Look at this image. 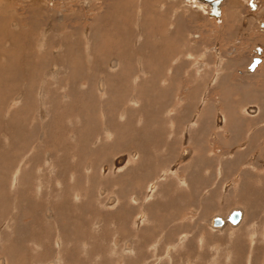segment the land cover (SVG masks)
<instances>
[{"label":"rangeland","instance_id":"rangeland-1","mask_svg":"<svg viewBox=\"0 0 264 264\" xmlns=\"http://www.w3.org/2000/svg\"><path fill=\"white\" fill-rule=\"evenodd\" d=\"M263 1L259 0L260 3ZM66 2L72 3L71 0L51 5L44 0H0V10L5 9L6 14H11L8 18L3 14L0 16V57L3 56L0 58L2 264H264V196L240 197L236 205L244 210V217L236 228L225 225L221 230L210 229L202 220L214 214L202 212L200 216H196L198 214L191 212L183 222H180L182 217H175L170 227L158 223L157 228L147 229L143 228L144 215L140 209L129 220V232L125 234L122 231L123 219L119 205L125 201L130 206L131 197L134 195L121 196L117 191L109 190L107 193H112L116 201L110 197L109 202H106L109 195L101 197L103 188L105 189V178L92 176L93 173L89 175L91 168L94 172L92 162L98 166L100 172H104L100 169L102 160L98 154L103 146L119 145V142L124 140L156 141L157 136L164 140L171 137L174 122L181 117H175L172 109L179 105L178 101H163L168 82L172 88L176 87L174 78L168 79L167 82V73L171 71L173 76L174 68H177L175 59L166 58L165 52L173 48L183 50L182 54H176V59L181 57L191 69L196 62V59L189 57L192 45L198 44L201 48L196 55L198 57L206 46L204 37L209 46L221 44V47L225 48L229 42V45L235 44L232 38L226 39L227 33L233 36L238 34L236 28L231 25L235 16L229 12L235 10L242 13L244 8L234 3L236 7L233 11L229 7L223 9L222 16L227 32L221 35V42L218 35L223 25H220V30H214L217 27L213 24L215 28H204V37L194 41L193 35L196 30L204 27L207 19L184 6L183 0H136L137 4L135 0H90L91 4L85 17H92L91 29L94 32L97 30L96 40H93L97 48L90 49L87 37L81 39L78 30L73 33L72 30L76 27H68L70 22L66 25H56L52 14ZM72 7L74 11L69 13L67 9L68 14L65 15L70 20H77L79 17L75 5ZM107 12H111L113 19L119 20L121 24L126 21L129 29L127 42L133 46L134 52L127 54L131 58L126 64L113 68L108 66L102 70L101 75L97 67L95 78L94 60L100 64L107 62L109 58H123L119 50L105 51L103 46H98V41L103 40L102 44L110 41L119 43L122 39L118 32L113 33L110 28L107 29L106 25L112 21H109L111 16L110 13L107 15ZM174 18L177 24L181 23V29L176 28L174 34L180 36L181 40L175 41V44L171 42L172 47L167 48L170 42L163 27L164 19ZM158 20L160 31L153 27ZM28 22L30 26L27 25ZM94 22L98 26H95ZM52 24H55V27ZM26 26L30 28L27 29ZM40 27L44 29L39 31ZM109 30L113 33H110L111 35L115 34L114 39L106 34ZM244 32L247 31L240 33L246 35ZM29 33H32L31 36ZM19 34L20 36H16ZM251 34H247L252 36L248 44V36L239 44L241 49L248 50L249 46L263 42L262 38L259 40L260 33L255 29H252ZM77 38L84 48L81 47L80 57L76 56L74 67L83 70L77 72L74 68L76 85L74 92H71L66 84L68 77H54L52 71H67V62L70 61L65 59L72 43H77ZM123 39L125 41V37ZM19 40L21 42H18ZM140 40L143 41L144 52L140 51L142 47L139 46L140 50L136 53L137 46L134 45ZM29 41H32L30 47ZM60 42L64 46L60 45ZM33 43L36 45H32ZM261 44L264 45V42ZM63 48L65 50L61 52ZM41 49L44 50L43 59L37 55L28 56ZM75 50H78L77 46ZM24 56L27 57L26 61ZM3 58L7 63H4ZM12 67L21 70V75L18 72L14 76ZM83 71L84 74L81 73ZM103 75H106L105 79ZM61 80L65 82L62 83ZM213 81L212 79L209 83ZM98 85H103L102 89H98ZM19 93L24 95L18 99ZM152 96L161 97V100L156 98L147 101L142 98ZM168 105L170 111L164 107ZM154 128H161L157 135L153 132ZM117 154L118 151H115V155ZM93 158L95 159L90 161ZM39 164L42 170L37 169ZM230 192L231 189L225 182L224 191L220 192L218 197L219 206L221 203H224V206L216 207L222 212L217 213V217H225L232 210L231 207H236L231 205L233 198L229 197ZM121 197L123 201H120ZM227 209L230 210L227 212ZM139 212L142 213L140 218L137 217ZM125 239H129L125 242L127 247L122 245Z\"/></svg>","mask_w":264,"mask_h":264},{"label":"crops","instance_id":"crops-1","mask_svg":"<svg viewBox=\"0 0 264 264\" xmlns=\"http://www.w3.org/2000/svg\"><path fill=\"white\" fill-rule=\"evenodd\" d=\"M47 14L50 15V13ZM110 15L109 19L111 20V18L113 19L111 12ZM50 18L52 19L51 16ZM261 18L264 19V16ZM164 20L163 27L168 33L170 42L167 48H170L172 47L171 42L175 44V41L181 40L180 36L174 35L176 28L181 29V23L177 24L176 18ZM241 20L242 16L236 15L234 24L231 23L237 30L236 36L231 33L226 34V39L232 38V41L235 42L234 45L239 42L237 37L244 35L240 33L243 31L240 30ZM112 21L107 27L110 26L112 32L120 30L118 35H122V39L119 40V43L110 41L102 44L103 40L98 41V46H103L105 51L119 50L123 58L122 60L116 57L114 59L109 58L107 62L103 61L100 64L94 60L95 78L97 67L99 75H101L103 69L108 66L114 67L111 66L112 61L115 62V67L123 63L126 64L131 58L127 54L134 52L133 46L127 42L129 29L126 21L123 25L119 23V20L113 19ZM222 24L224 25V20ZM56 25L61 26L62 24L57 22ZM94 25H97L96 22ZM121 27H123L122 30ZM153 27L160 31L159 20ZM225 28L226 26H223L219 32V41L221 35L227 32ZM251 28L255 29V26H249L246 29V31L248 30L245 32L246 35L251 34ZM72 31L77 33V28ZM96 32L94 33L95 40ZM260 35L264 36L263 34ZM73 36L75 37V34ZM123 37H125V41ZM251 37L248 36L247 44ZM141 39H143L142 36ZM243 40L245 39L241 38L240 43ZM78 42L72 43L69 55L65 59L70 61L67 62V71L61 70L62 72L58 71L57 73V77H68L67 88L72 92H74L76 85L74 68L77 72L81 71L80 67H74L76 62L74 60L76 56L80 57L81 51V48L78 47L80 42L79 44ZM204 43L205 49H202L198 57L196 55L199 54L201 48L198 44L192 45L189 57L196 59V62L191 66L192 70L187 66V63L182 61L181 57L176 59V54H182L183 50L178 51L173 48L165 52L166 58L175 59L177 68H174L173 76L171 71L167 73V82L168 79L174 78L173 83L176 87L172 88L168 82L169 85L164 92L163 101H178L179 105L172 109L175 117H181L174 122L175 127L171 137L164 140L159 139L161 138L159 136L156 141L129 146L133 151H138L139 168L143 174L141 190L138 192L140 193L139 197L144 215L143 228H157L158 223L170 227L171 222L175 221V217H182L183 220L180 222H183L189 214H192L191 212L198 214L196 216H200L202 212L206 214L222 213L216 207L224 206V203L219 206L218 197L220 192L224 191L225 182L231 189L229 194V197L233 198V201H230L232 202L231 205L235 206L239 203L240 197L264 196V179L257 175L259 171L255 167L258 160L264 157V54L261 57L262 64L253 73L240 75V72L245 71L255 45L249 46L248 50H245L241 49L240 43L236 45L238 46L236 48L234 45H229L231 43L229 42L225 48H222L221 44H217V50H212L205 37ZM258 43L256 45L264 49V46L260 42ZM96 45L94 42V47ZM75 46H77L78 51L75 50ZM134 46H137L136 53L140 50L139 46L142 47L140 51L144 52L142 40ZM238 52L242 53L239 62L235 60L236 56H239L237 55ZM142 63H144L143 58ZM141 68L143 88L144 66ZM188 69L189 72H187ZM235 71L237 75L234 74ZM10 74L8 73V75ZM103 76L105 79L106 75ZM212 79L214 80L213 83H209ZM65 80H61L62 83ZM104 83L106 84L105 80ZM159 84L160 82L157 80V85ZM142 98L149 101L155 100L157 97ZM157 99L161 100V97ZM164 107L170 111L169 105ZM250 108H254L253 113L248 112ZM218 115L221 118L220 123L216 121ZM155 131L154 128L153 132ZM177 138H182V140ZM184 149H188L190 153L185 160H181V153ZM150 184L152 186L149 188ZM232 208L240 209V206L236 205Z\"/></svg>","mask_w":264,"mask_h":264},{"label":"flooded vegetation","instance_id":"flooded-vegetation-1","mask_svg":"<svg viewBox=\"0 0 264 264\" xmlns=\"http://www.w3.org/2000/svg\"><path fill=\"white\" fill-rule=\"evenodd\" d=\"M71 2H66L64 4H62L59 8H57V10L52 14V16L54 17V20L56 21V23H60V24H68V22H70L71 24L68 25V27H71V25L74 26V28L76 27L78 30V33L80 34L81 39H83L85 36L87 37V40L90 44H88V46L90 47H94L92 45V43L94 42L93 40L95 39V35H94V31H92L91 29V25H92V17H85V14L88 12V9L90 7L91 2H89L87 4V6H83V2L84 0H71ZM78 2V3H76ZM72 5H75V11L78 14V19L76 21L75 19L69 20L67 18H65V14H68L67 9L69 11V13H71V10L74 11ZM224 9V8H223ZM223 11V10H222ZM234 16H238L237 13H232ZM61 15L64 16L61 18ZM58 16H60L59 18H57ZM221 16H222V12H221ZM264 16V15H263ZM53 17L51 20H53ZM61 18V19H60ZM65 18V21H64ZM83 19V20H82ZM202 19V18H201ZM204 20V19H202ZM222 20H223V16H222ZM260 20H264L263 18H260ZM207 21H210V23H208ZM81 22V24H80ZM86 22V23H85ZM206 23H204V27L199 28V30H196V34L193 35V40H199L201 39V36L204 37V28H208V26L210 27H214L212 26L215 25L217 28H215L214 30H219L220 26H217V24L213 21V20H205ZM242 22V20L240 21ZM222 23V22H221ZM240 28L245 31L240 24ZM255 30L257 31L256 27ZM92 33V34H91ZM260 34H264V33H260ZM84 35V36H83ZM94 36V37H91ZM248 35H243L241 37H237V39L239 40L238 43H236V45H238L240 43V39H246ZM90 37V38H89ZM78 41V38H77ZM79 42H81L79 40ZM78 47H83L82 44L78 45ZM218 45L213 44L211 46V48L213 50H217ZM252 51L254 52V48L252 49ZM253 52H251V59L247 65V67L244 69L246 70L248 68V66L250 65L252 59L255 57V54H253ZM239 56H236V61L239 62V57L242 55L241 52H238ZM262 64L259 63L257 65V67L255 68V70ZM81 70H83L81 68ZM82 74L85 73V71L81 72ZM89 75V72L87 73ZM247 75L244 72H240V75ZM251 74V73H250ZM249 75V74H248ZM85 76V75H84ZM99 82V81H98ZM98 89H102L103 85H98L97 86ZM101 87V88H100ZM155 135L158 134V128H155ZM153 133V136H155ZM157 138H159V136H157ZM149 142H153V141H149V140H139V141H129V140H124L119 142V145H110V146H103L100 148V150L98 151L99 157L101 158V163H100V169L102 168V171L104 172H100L98 166L94 165L92 162V167L94 168V172L91 168V171L89 172V175H93L92 176H103L105 179V189L103 188V193L101 197H105L107 196V194L109 195L108 200H106V202H109L110 197L111 199L114 198V195H112V193H107L109 190H115L117 191L121 196H125L128 194H133L134 196L131 197L130 201V206L125 203V201H123V198H120V201H123L120 203L119 205V212L120 215L123 219V226H122V231L127 234L129 232V228H128V222L129 220L133 217L134 213L140 209H142L141 207V201H140V197L138 193L141 190V180H142V171L141 168H139V153L138 151H133V149H130L129 146L132 145H142V144H146ZM98 144H103V143H98ZM115 151H118V154L115 155ZM135 152V153H134ZM89 154V153H88ZM134 156V157H133ZM95 158L90 159V161H93ZM121 159V161H119ZM118 160V161H117ZM258 160V158H257ZM89 162V161H88ZM120 162V163H118ZM39 166V167H38ZM38 166H36L37 169L42 170V166L41 164H39ZM256 170L259 171V173L257 174L259 177H263L264 179V157L260 158L258 160V162L256 163ZM122 172V173H121ZM93 186V185H92ZM152 186V184L149 185V188ZM139 188V189H138ZM216 189V187H215ZM115 199V198H114ZM113 201H116L114 200ZM92 207V205H91ZM230 209H233L232 207ZM228 209L227 212L230 210ZM226 212V213H227ZM141 212L138 213L137 217L140 218L141 217ZM219 214L215 213L214 215L209 216L208 218H212L214 216H218ZM221 215V214H220ZM224 216V215H221ZM206 218V220H202L205 221L207 227H209L208 221L209 219ZM143 222V220H142ZM202 225L204 224L203 222L201 223ZM210 228V227H209ZM211 229V228H210ZM135 235H137V233H135ZM130 241L132 242V237H130ZM115 240V239H114ZM127 240L129 239H125L122 242V245H124L125 247H127V244H125V242H127ZM117 241V240H116Z\"/></svg>","mask_w":264,"mask_h":264},{"label":"water","instance_id":"water-1","mask_svg":"<svg viewBox=\"0 0 264 264\" xmlns=\"http://www.w3.org/2000/svg\"><path fill=\"white\" fill-rule=\"evenodd\" d=\"M19 2H31L34 0H17ZM47 1L48 4H52L53 2H63L65 0H44ZM90 0H84L83 6H87ZM184 6H187L192 11L197 14L203 16L202 18H206L208 20H213L217 26L221 25L222 17L221 12L222 9L225 8L227 2L232 3L235 2L236 5L242 6L244 9L240 12L236 13L239 16H242L241 27L243 29H247L249 26H255L259 33H264V20H260L261 16L264 15V1L260 4L259 0H183ZM263 6V8H261ZM247 11H244V10ZM264 53V49L261 46H255L254 52L255 57L252 59L250 65L245 70L246 74L253 73L255 68L262 61V56ZM111 66H115V62H111ZM101 88V87H100ZM249 113L254 112V108H250L248 110ZM221 118L217 116V123H220ZM189 150L184 149L181 153V160H185L189 155ZM243 218V210L242 209H232L225 217H212L209 219V227L211 229L221 230L228 225L231 228H236L240 224ZM0 264L2 261L0 260Z\"/></svg>","mask_w":264,"mask_h":264},{"label":"bare ground","instance_id":"bare-ground-1","mask_svg":"<svg viewBox=\"0 0 264 264\" xmlns=\"http://www.w3.org/2000/svg\"><path fill=\"white\" fill-rule=\"evenodd\" d=\"M121 1H122V0H121ZM135 2H136V1H135ZM137 2H138V1H137ZM53 3H55V2H53ZM53 3H52V4H53ZM150 3H151V2H150ZM160 3H161V2H160ZM172 3H173V2H172ZM234 3H235V2H232V3L227 2L226 5H225V8L229 7V8H231L232 11H233V10L235 9V7H236V5H235ZM136 4H137V3H136ZM152 4H153V3H152ZM156 4H157V2H156ZM5 5H6V4H5ZM154 5H155V4H154ZM157 5H158V4H157ZM157 5H155V6H157ZM159 5H160V4H159ZM110 6H111V5H110ZM155 6H154V7H155ZM1 7H2V6H1ZM46 8H47V7H46ZM159 8H160V7H159ZM174 8H175V7H174ZM229 8H227V9H229ZM44 9H45V8H44ZM104 9H105V8H104ZM155 9H156V8H155ZM4 10H5V9L0 10V11H1V12H0V13H1L0 16H2V14H3V15H7V18H8V16H10L11 14H10V13H9V14H6ZM47 10H49V9H47ZM108 10H109V9H107V11H108ZM110 10H112L111 7H110ZM110 10H109V11H110ZM222 10H223V9H222ZM2 11H4V12H2ZM104 11H105V10H104ZM7 12H8V11H7ZM101 12H102V11H101ZM112 12H113V11H112ZM102 13H103V12H102ZM104 13H105V12H104ZM109 13H110V12H109ZM109 13L107 12V15H109ZM121 13H122V12H121ZM154 13H155V12H154ZM166 13H167V11H166ZM229 13H232V12H229ZM233 13H236V11L234 10ZM111 14H112V13H111ZM114 14H115V13H114ZM162 14H163V13H162ZM102 15H103V14H102ZM105 16H106V15H105ZM110 16H111V15H110ZM119 16H120V14H119ZM230 16H231V15H230ZM59 17H60V16H58L57 18H59ZM62 17H64V16L61 15V18H62ZM161 17H162V16H161ZM221 17H222V16H221ZM9 18H10V17H9ZM61 18H60V19H61ZM65 18H67V17L65 16ZM65 18H64V21H65ZM101 18H102V17H101ZM106 18H108V17H106ZM158 18H159V17H158ZM158 18H157V19H158ZM235 18H236V16H235ZM11 19H13V18H11ZM67 19H69V18H67ZM69 20H70V19H69ZM104 20H105V22H106V19H105V18H104ZM111 20H113V19L111 18ZM129 20H130V19H129ZM76 21H77V20H76ZM95 21H96V20H95ZM107 21H108V20H107ZM109 21H110V19H109ZM0 22H1V17H0ZM70 22H72V21H70ZM105 22H104V23H105ZM112 22H113V21H112ZM72 23H73V22H72ZM222 23H223V20H222ZM222 23H221V24H222ZM240 23H241V22H240ZM27 25L30 26V23L28 22ZM38 25H39V24H38ZM68 25H69V24H68ZM107 25H109V24H107ZM107 25H106V26H107ZM117 25H118V24H117ZM122 25H123V24H122ZM122 25H121V26H122ZM222 25H223V24H222ZM13 26H14V28L17 27L16 25H13ZM40 26H41V25H40ZM44 26H45V25H44ZM101 26H102V25H101ZM104 26H105V25H104ZM223 26H224V25H223ZM21 27H22V26H21ZM21 27H20V28H21ZM26 27H28V26H26ZM33 27H34V26H33ZM48 27H49V26H48ZM54 27H55V24H54ZM118 27H119V26H118ZM17 28H18V27H17ZM29 28H30V27H28L27 29H29ZM40 28H41V27H40ZM102 28H103V26H102ZM109 28H110V26L107 27V29H109ZM113 28H114V27H113ZM122 28H123V27H121V30H122ZM178 28H179V27H178ZM22 29H23V28H22ZM22 29H20V30H22ZM43 29H44V28H43ZM43 29L41 28L39 31H42ZM95 29H97V28L95 27ZM100 29H101V28H100ZM251 29H252V28H251ZM30 30H31V29H30ZM114 30H115V29H114ZM240 30H242V29H240ZM244 30L246 31V29H244ZM17 31H19V30H17ZM17 31H15V32H17ZM23 31H24V30H23ZM36 31H37V30H36ZM96 31H97V30H96ZM247 31H248V30H247ZM19 32H20V31H19ZM28 32H30V31H28ZM31 32H34V31H31ZM98 32H99V31H98ZM103 32H104V31H103ZM105 32H107V31H105ZM116 32H118V31H116ZM20 33H22V32H20ZM40 33H41V32H40ZM94 33H95V32H94ZM110 33H111V32H110V30H109V32H107L106 34L109 35ZM113 33H114V32H113ZM113 33H111V34H113ZM244 33H245V32H244ZM16 34H17V33H16ZM22 34H23V33H22ZM22 34H21V35H22ZM31 34H32V33H29L30 36H31ZM34 34H35V33H34ZM91 34H92V33H91ZM136 34H137V33H136ZM23 35H24V34H23ZM40 35H42V33H41ZM40 35H39V36H40ZM101 35H102V34H101ZM114 35H115V34H114ZM259 35H260V34H259ZM263 35H264V34H263ZM16 36H20V34H19V35H16ZM46 36H47V35H46ZM83 36H84V35H83ZM104 36H105V35H104ZM109 36H110V35H109ZM261 36H262V35H260V39L262 38V41L264 42V38H263L264 36H262V37H261ZM91 37H94V36L91 35ZM105 37H106V36H105ZM110 37H111V36H110ZM112 37H113V39H114L115 36H112ZM112 37H111V38H112ZM5 38H7V37H5ZM30 38H31V37H30ZM46 38H47V37H46ZM89 38H90V37H89ZM33 39L35 40V38H33ZM40 39H41V37H40ZM15 40H16V39H15ZM41 40H42V39H41ZM41 40H37V42H40ZM46 40H47V39H46ZM46 40H45V41H46ZM10 41H11V40H10ZM16 41H17V40H16ZM32 41H33V40H32ZM32 41H29V47L31 46V45H30V42H32ZM86 41H87V40H86ZM18 42H21V40H19ZM18 42H17V43H18ZM22 42H23V41H22ZM24 42H26V41H24ZM24 42H23V43H24ZM263 42H261V43H263ZM11 43H12V42H11ZM13 43H15V42H13ZM17 43H16V44H17ZM34 43H35V41H34ZM34 43H33L32 45L35 46L36 44H34ZM47 43H48V40H47ZM56 43H57V42H56ZM252 43H253V42H252ZM9 44H10V43H9ZM44 45H46V44H44ZM60 45H63V44H61V42H60ZM65 45H66V44H65ZM255 45H256V43H255ZM260 45H261V44H260ZM262 45H263V44H262ZM9 46H10V45H9ZM12 46H13V44H12ZM17 46H18V45H17ZM17 46H16V47H17ZM20 46H21V44H20ZM63 46H64V45H63ZM256 46H257V45H256ZM263 46H264V45H263ZM14 47H15V46H14ZM45 47H46V46H45ZM20 48H21V47H20ZM20 48H19V49H20ZM36 48H37V50H38V47H37V46H36ZM40 48H41V47H40ZM5 49H6V47H5ZM8 49H9V48H8ZM10 49H11V48H10ZM10 49H9V50H10ZM16 49H18V48H16ZM21 49H22V48H21ZM44 49H45V48H44ZM9 50H8V52H9ZM26 50H29V49H26ZM64 50H65V49L63 48V50H61V52L64 51ZM66 50H67V49H66ZM11 51H13V50H11ZM18 51H19V50H18ZM77 51H78V50H77ZM6 52H7V51H6ZM28 52H30V51H28ZM58 52H59V54H60V51H58ZM9 53H10V52H9ZM13 53H14V52H13ZM13 53H11V54L13 55ZM25 53H26V51H25ZM43 54H44V50L41 49V50H39V51H36V53H34V54H31V53H30V55H28V56H35V57H36V55H37L38 57H41V59H43V58H42ZM7 55H8V54H7ZM5 56H6V55H5ZM2 57H3V56H2ZM2 57H0V58H2ZM10 57H11V56H10ZM21 58H22V57H21ZM30 58H31V57H30ZM3 59H5V58H3ZM6 59H8L7 56H6ZM6 59L4 60V63H7V62H5ZM10 59H12V58H10ZM13 59H14V58H13ZM23 59L26 61L27 57L24 56ZM28 59H29V58H28ZM21 60H22V59H21ZM39 60H40V59H39ZM58 60H59V59H58ZM9 61H10V60H9ZM11 61H12V60H11ZM50 61H51V60H50ZM53 61H54V60H53ZM0 62H2V61L0 60ZM55 62H56V61H55ZM20 63H21V62H20ZM2 65H4V64L2 63ZM56 65H59V64H56ZM160 65H161V64H160ZM31 66H32V65H31ZM200 66H201V65H200ZM0 67H1V66H0ZM7 67H8V65H7ZM58 67H59V66H58ZM3 68H4V67H3ZM3 68H2V70H3ZM12 68H13V69H12L11 71H12V74H14V76L17 75L16 73H18L19 71H21V70L18 71V68H17V67H12ZM49 68H50V67H49ZM10 69H11V68H10ZM5 70H6V69H5ZM5 70H4V71H5ZM8 70H9V69H8ZM46 70H47V69H46ZM15 71H16V72H15ZM29 71H30V70H29ZM58 71H59V70H58ZM44 72H45V71H44ZM19 73H20V72H19ZM31 73H32V72H31ZM47 73H48V71H47ZM57 73H58V72H56V71H52V74L54 75V77H57ZM49 74H50V73H49ZM20 75H21V73H20ZM53 75H52V76H53ZM25 77H26V76H25ZM25 77H24V78H25ZM40 77H41V75H40ZM45 77H47V76L45 75ZM15 78H16V77H15ZM22 78H23V77H22ZM111 78H112V77H111ZM56 79H57V78H56ZM98 80H99V79H98ZM14 81H15V80H14ZM14 81H13V82H14ZM22 82H23V81H22ZM15 91H16V90H15ZM15 91H14V92H15ZM18 91H19V90H18ZM18 91H17V92H18ZM71 92H72V91H71ZM102 92H103V91H102ZM73 94H75V93H73ZM12 95H13V94H12ZM23 95H24V93H19V94H18V99H19L20 96L23 97ZM11 98H12V97H11ZM57 99H58V98H57ZM20 100H22V99H20ZM27 100H28V97H27ZM25 101H26V99H25ZM20 102H22V101H20ZM18 104H19V103H18ZM20 104H22V103H20ZM66 108H67V107H66ZM20 111H21V110H20ZM21 113H22V112H21ZM69 115H70V114H69ZM17 131H18V130H17ZM2 139H3V138H2ZM3 142H4V141H3ZM117 161H118V160H117ZM119 161H121V159H120ZM118 163H120V162H118ZM240 165H241V164H240ZM235 171H236V170H235ZM121 173H122V172H121ZM247 177H248V176H247ZM99 179H100V178H99ZM86 186H87V185H86ZM86 189H87V188H86ZM9 204H10V203H9ZM81 211H82V210H81ZM24 214H25V213H24ZM225 214H226V213H225ZM43 216H44V214H43ZM44 217H45V216H44ZM46 219H47V218H46ZM242 219H243V218H242ZM241 221H242V220H241ZM240 224H241V223H240ZM129 242H130V241H129ZM130 243H131V242H130ZM52 244H53V243H52ZM49 264H50V263H49Z\"/></svg>","mask_w":264,"mask_h":264}]
</instances>
